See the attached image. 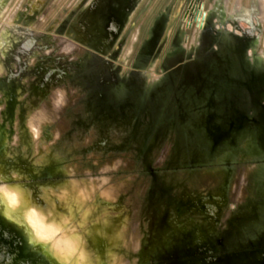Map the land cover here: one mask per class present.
Returning <instances> with one entry per match:
<instances>
[{"label":"rangeland","instance_id":"374dc122","mask_svg":"<svg viewBox=\"0 0 264 264\" xmlns=\"http://www.w3.org/2000/svg\"><path fill=\"white\" fill-rule=\"evenodd\" d=\"M0 189L50 264H264V0H0Z\"/></svg>","mask_w":264,"mask_h":264},{"label":"bare ground","instance_id":"6f19581e","mask_svg":"<svg viewBox=\"0 0 264 264\" xmlns=\"http://www.w3.org/2000/svg\"><path fill=\"white\" fill-rule=\"evenodd\" d=\"M6 201L7 198L2 196L0 199V264H50L48 260L37 251L30 240V237L34 234L33 222L29 220L28 216L25 218L18 216L19 210L22 208L19 203L16 208H9L4 205ZM7 202L5 204H7ZM66 223H68V221H65V224ZM63 226L64 225L59 229H54L53 232L57 233L58 230L63 231ZM230 232L232 237L230 234L224 236L225 248L239 246L243 243V234L241 230L236 227ZM247 232L248 231L244 234ZM248 234V236H252L254 233L248 232ZM42 237L46 238L43 242L47 244L53 258L56 260V264H66L74 251L82 250L81 243H76V248L74 250L73 247L75 243L67 238L55 240L56 237L52 236L53 242L47 240L50 239V235L46 236V234H42V236H39L40 239H42ZM110 245L111 244L107 243V247ZM165 245L168 246L169 242L167 241ZM194 245L198 247L197 250L201 252L213 251L209 240H196ZM222 264H224V262Z\"/></svg>","mask_w":264,"mask_h":264},{"label":"built area","instance_id":"2783aa9c","mask_svg":"<svg viewBox=\"0 0 264 264\" xmlns=\"http://www.w3.org/2000/svg\"><path fill=\"white\" fill-rule=\"evenodd\" d=\"M204 20V14L203 13H200L199 15H198V18H197V21L200 23V24H202V21Z\"/></svg>","mask_w":264,"mask_h":264},{"label":"snow or ice","instance_id":"6c2138e0","mask_svg":"<svg viewBox=\"0 0 264 264\" xmlns=\"http://www.w3.org/2000/svg\"><path fill=\"white\" fill-rule=\"evenodd\" d=\"M4 195H8L7 193H4ZM9 199L12 200L14 202L15 197L14 196H9Z\"/></svg>","mask_w":264,"mask_h":264}]
</instances>
